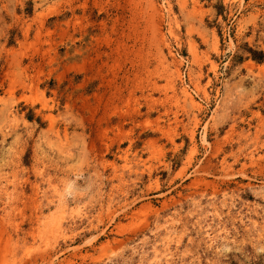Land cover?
Here are the masks:
<instances>
[{
  "label": "rangeland",
  "instance_id": "1",
  "mask_svg": "<svg viewBox=\"0 0 264 264\" xmlns=\"http://www.w3.org/2000/svg\"><path fill=\"white\" fill-rule=\"evenodd\" d=\"M0 264H264V0H0Z\"/></svg>",
  "mask_w": 264,
  "mask_h": 264
}]
</instances>
